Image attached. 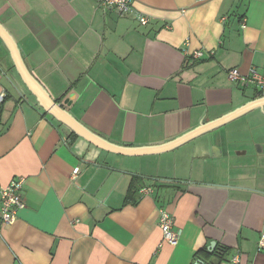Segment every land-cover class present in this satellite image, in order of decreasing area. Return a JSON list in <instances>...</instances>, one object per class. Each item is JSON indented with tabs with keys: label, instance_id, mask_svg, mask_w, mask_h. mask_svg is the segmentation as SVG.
<instances>
[{
	"label": "crops",
	"instance_id": "crops-1",
	"mask_svg": "<svg viewBox=\"0 0 264 264\" xmlns=\"http://www.w3.org/2000/svg\"><path fill=\"white\" fill-rule=\"evenodd\" d=\"M133 1L148 25L100 0H0V22L53 99L117 146L162 147L264 98L227 75L264 77V0ZM0 48V188L25 179L26 203L0 218V264H264V104L169 151L117 155L45 113Z\"/></svg>",
	"mask_w": 264,
	"mask_h": 264
},
{
	"label": "water",
	"instance_id": "water-1",
	"mask_svg": "<svg viewBox=\"0 0 264 264\" xmlns=\"http://www.w3.org/2000/svg\"><path fill=\"white\" fill-rule=\"evenodd\" d=\"M0 40L6 47L10 58L13 62L15 70L21 79L23 85L30 92V94L35 98L37 104L41 109L44 110L45 113L53 117L57 122L69 128L72 132L78 135L80 138L84 139L88 143L93 146L104 150L109 153L127 156V157H141L147 155H156L176 147L185 144L188 141L195 139L197 136L201 135L203 132L215 128L217 126H221L236 117L240 116L247 110L251 109L255 106H261L264 104V98L259 99L253 102L250 106H247L236 113L225 117L224 119L210 125L207 127H203L200 130L194 131L177 141L170 143L168 145L162 147L155 148H128L114 145L104 139L103 137L93 133L87 127H85L82 123H80L67 109L60 105L57 101L53 99L51 94L47 91V89L39 82L37 78L31 73L29 68L27 67L21 50L19 48L18 43L15 38L10 34V32L6 29V27L0 22ZM74 97H70L67 101H65V105L70 106L72 104V100ZM215 244H212L210 250L215 249ZM197 264H202L198 262Z\"/></svg>",
	"mask_w": 264,
	"mask_h": 264
},
{
	"label": "built area",
	"instance_id": "built-area-1",
	"mask_svg": "<svg viewBox=\"0 0 264 264\" xmlns=\"http://www.w3.org/2000/svg\"><path fill=\"white\" fill-rule=\"evenodd\" d=\"M205 1V0H202ZM100 5L104 9L115 10L121 17L132 16L140 25H148L150 20L135 9L133 0H100ZM245 23H242V28ZM204 57L203 51L194 53V58L200 59ZM228 79L231 82H239L245 84H254L260 88L261 94L264 96V77L255 69L252 68L248 75H242L237 69H231L227 72ZM5 95H0V104L4 101ZM80 169L77 168L73 172L76 176ZM25 179H13L7 186L0 188V218L5 225H11L18 219L20 211L26 208L25 199L23 197V186ZM149 188L144 189V194L152 193ZM159 227L163 234V239L171 246L179 244V233L174 230V218L164 209L159 211ZM259 251L264 250V231H262L258 241ZM234 263H240L241 258L235 257Z\"/></svg>",
	"mask_w": 264,
	"mask_h": 264
},
{
	"label": "trees",
	"instance_id": "trees-1",
	"mask_svg": "<svg viewBox=\"0 0 264 264\" xmlns=\"http://www.w3.org/2000/svg\"><path fill=\"white\" fill-rule=\"evenodd\" d=\"M0 47L4 48L6 55L8 56V58H10V55H9L8 51H7V49L5 48V46H4V44L2 43L1 40H0ZM0 49H1V48H0ZM3 58H4V56L1 55V59H3ZM10 59H11V58H10ZM13 68H14V66H13ZM14 69H15V68H14ZM73 135L76 136L75 133H73ZM218 257L221 258L222 255H218Z\"/></svg>",
	"mask_w": 264,
	"mask_h": 264
},
{
	"label": "rangeland",
	"instance_id": "rangeland-1",
	"mask_svg": "<svg viewBox=\"0 0 264 264\" xmlns=\"http://www.w3.org/2000/svg\"><path fill=\"white\" fill-rule=\"evenodd\" d=\"M64 104H65V102H64ZM66 107H67V105H65Z\"/></svg>",
	"mask_w": 264,
	"mask_h": 264
},
{
	"label": "bare ground",
	"instance_id": "bare-ground-1",
	"mask_svg": "<svg viewBox=\"0 0 264 264\" xmlns=\"http://www.w3.org/2000/svg\"><path fill=\"white\" fill-rule=\"evenodd\" d=\"M193 55V54H192Z\"/></svg>",
	"mask_w": 264,
	"mask_h": 264
}]
</instances>
